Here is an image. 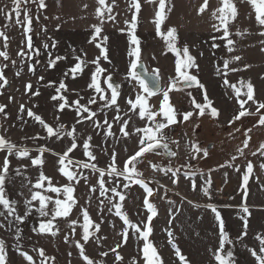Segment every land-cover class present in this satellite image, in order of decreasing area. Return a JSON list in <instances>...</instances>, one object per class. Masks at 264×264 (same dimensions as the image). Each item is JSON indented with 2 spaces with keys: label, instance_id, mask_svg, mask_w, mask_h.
I'll return each mask as SVG.
<instances>
[{
  "label": "rangeland",
  "instance_id": "374dc122",
  "mask_svg": "<svg viewBox=\"0 0 264 264\" xmlns=\"http://www.w3.org/2000/svg\"><path fill=\"white\" fill-rule=\"evenodd\" d=\"M233 2L238 14L236 19L231 21L233 35L230 38L235 41V50L231 53L225 47L226 41L213 39L222 35V30L217 32L213 29L212 25H218L219 22L211 17V10L219 6V0H210V8L200 15L197 14V10L203 0H166L167 19L161 25L162 34H166L169 28L176 29L178 37L176 47L181 49V58L185 46L189 54L195 58L198 69L191 68L188 72L197 76L207 90L213 106L219 110V116L212 118L208 111L204 116L196 115L198 110H194L192 100L203 103V93L200 88L179 87L181 80L175 72L177 55L168 50L163 35L156 34L153 21L158 3H146L145 0H140L141 11L138 13L136 28V35L141 41L140 58H143L148 70H159L162 89H168L170 83L176 81L169 93L171 105L180 112H194L188 121H183L181 116L176 124L170 126L174 128L173 138L177 143L174 148L169 146L168 150H165L160 147L138 158L136 170L142 174L145 184L152 190L151 196H148L141 185L126 181L123 176L109 177L107 174L113 152L116 153V166L122 170L124 161L140 146L139 136L143 133L136 134L134 130L152 126V122L148 121L147 117L143 119L139 117L138 110L129 111L130 105L127 104L128 99L134 100L137 92L142 91L137 81L127 77L131 58L127 55L128 25L125 20L130 21L134 11V9L129 10V0H115L114 4L112 0H105L106 5H112L111 13L106 12L104 6L99 5L97 0H45L46 7L41 10H37L36 5L29 4L32 24L28 36L31 37L33 49L26 47L27 40L23 35V28L15 24V17L8 21L0 16V31H5L9 37L7 51L10 56L9 60L0 57V68L10 82L8 90L0 88V105L6 106L4 112L0 113V136L12 141L17 147L27 148L32 158L40 155L38 151L40 147L48 149L42 155L44 161L42 165L33 166L27 157L20 159L14 155L9 157L10 170L4 185L5 194L8 199L17 201V214L21 216L25 212L24 201L31 199L32 191H40L42 195L51 197L46 209L49 212L47 217H40L36 211L39 207L38 201H32L31 212L21 223H16L14 217L5 219L0 216V223L5 225L0 228V239L5 241L7 264H28L19 255L18 248L33 256L35 264H40L42 259L36 251L37 248H43L46 256L55 257L54 261L48 260L46 264H84L73 243L74 240L81 239L83 223V217L80 215L81 207L86 208L91 220L100 225L98 232L90 228L95 235L91 236L85 245L86 254L94 260L102 261V264H114L115 254L110 249L121 243L123 246L117 248V252L123 256V264H130L132 257L142 255L143 241L131 236L126 244L123 243L119 233L126 225L114 214L115 208L112 212L108 211L109 200L114 203L120 202L123 205L121 211L125 212L133 223L142 227L141 222L146 221L147 214H150L144 206L146 196L157 211V215L152 220L153 233L149 239L156 247L163 264H179L174 249L168 242V230L173 232L174 242L186 256L189 264H218L209 251L210 248L215 251L219 246V229L214 214L203 207L208 203L216 207L224 221L228 238L232 241L225 244V251L231 249L234 254V264H257L249 249L259 252L256 236L264 234V171L260 168V164L264 163V156L259 152L253 156L252 152L264 142V126L257 123L259 114L245 116L240 121L229 124L232 116L239 111V105L233 90L224 86V80L227 79L237 88L241 87L239 81H250L254 86L255 99L264 101V79H262L264 51H261L264 44L260 43L264 40V36L259 35L262 29L256 22L255 11L251 4L247 0H233ZM10 7V0H0V8L7 10ZM98 7L104 15V20L101 25L102 34L96 38V43L103 47L105 44L102 37L108 38L106 47L111 61L109 63L101 57L100 64L106 72L100 74L99 84L105 90L103 94L109 97L110 92L104 83L106 77L113 76L120 81L119 113L114 106L105 107V102L98 99L100 94L88 87L92 72L95 70V65L91 61L99 52L95 44L89 43L94 33L93 25L101 24V20L96 16ZM109 14L115 19H107ZM5 25L8 27L6 28ZM237 27L241 31L248 29V33L236 36L234 33ZM120 29L125 31L122 32ZM4 43L5 41L0 38V50H4ZM213 43L219 47L213 48ZM45 44L48 45L47 49L44 48ZM53 44L55 47L52 46ZM22 48L28 52V55L17 56V52ZM58 56L63 59L56 60L54 66L49 67V59ZM77 56L87 62L82 63L83 71L77 72L75 77L71 74L65 76V73L77 63ZM233 56L241 57L240 61H233L230 64V68H236L238 71H227L225 76L224 61L231 60ZM12 61H15V64ZM245 64L249 65L246 69L243 67ZM29 66H32L33 71H29ZM217 68L221 71L217 72ZM18 71L19 75L16 74ZM41 77L43 79H40ZM61 80L66 84L67 90L57 93L56 89ZM29 83L31 88L26 91L25 86ZM37 91L39 95H32ZM244 92L246 88H241L242 98H246L243 97ZM54 95H63L71 106L60 111L58 103L63 101L52 100L51 97ZM92 97H96L97 102L89 104L88 101ZM76 100H79L81 105L87 106L90 112H95L93 119L100 127H94L88 120L77 123L80 118L77 115V106L71 103ZM148 100L151 110L158 113L157 119H163L162 115H159L162 93L148 97ZM21 105L24 106L25 111H20ZM246 107L254 112L256 105L249 102ZM27 109L41 116L54 129L60 124L64 125L65 133L75 128L77 147L65 160L68 171L79 173L75 180L69 182L58 170L61 165L57 163L58 154H62L71 145L72 138L67 135L59 139L55 136L49 137L46 130L28 116ZM261 111L264 113V110ZM81 115L88 113L82 112ZM117 115L122 119L131 117L130 124L126 128V131L132 133L131 136L125 137L120 132V124L113 121V117ZM105 120L112 124V135H105ZM249 129H251L248 133L251 137L249 147L244 149V155H240L237 148L242 147L244 133ZM89 136H91L89 151L96 157L95 160H90L84 154L83 143ZM192 144L207 149L208 156L205 157L203 152L197 153L192 150ZM169 152L175 155H169ZM4 155L6 152L0 151V163ZM193 156L196 158L193 159ZM233 156H236L235 160H232ZM68 160L72 163H68ZM249 161L253 165V173L247 184L248 195L245 198L242 196L243 190L240 185ZM83 163L95 164L97 168L104 169L105 187L108 189L116 187L125 196V200L119 201V197L110 191L101 196L97 183L99 173L91 167H81ZM228 164L233 166L229 167ZM153 165H158L159 169L153 168ZM168 168L179 171L173 177L172 173L167 171ZM197 169L199 171H196ZM41 172L51 177L52 186L61 188L59 194L46 190L48 181L43 182V188L34 189L33 186ZM84 177H87V180ZM173 179L177 180V183L173 184ZM208 179L211 180L210 197L204 196L200 191L201 187H209L206 184ZM124 183H128L129 187L124 188ZM193 183L197 185L195 190L192 187ZM63 186L74 188L73 197L76 204L69 217H57L53 220V231L59 229L56 236L33 231L41 222H47L52 218L55 200L65 199ZM90 186H95L96 190L89 191ZM101 201L103 205L100 204ZM189 201L192 203L190 204ZM241 205H246L250 211V215L246 217L247 235L242 239L240 237L244 231V220L241 218L243 215ZM177 209L179 211H176ZM0 211H3L2 206ZM10 220L13 221L11 227H9ZM70 220L78 221L74 225L75 234L68 226ZM169 220L172 223H169ZM17 230L20 233L19 240L16 238ZM66 235L67 242L64 239ZM98 237L99 243L96 242ZM101 252H107L108 255L101 256ZM140 264L143 262L141 261Z\"/></svg>",
  "mask_w": 264,
  "mask_h": 264
},
{
  "label": "snow or ice",
  "instance_id": "6c2138e0",
  "mask_svg": "<svg viewBox=\"0 0 264 264\" xmlns=\"http://www.w3.org/2000/svg\"><path fill=\"white\" fill-rule=\"evenodd\" d=\"M11 7L6 10V8H0V16L4 17L5 20L11 21L13 19V16L15 17V24L23 28V35L26 37L27 44L26 47L28 49H33V44L31 41V37L28 36V33L31 31V24H32V15L29 10L28 5L34 4L36 5L37 10L44 9L46 7L45 0H10ZM98 4L101 6H104L105 11L108 13L112 12V5L105 4V0H97ZM146 3H158V8L155 11L154 16V25L156 29V34L158 36L163 35V39L166 42V47L168 50L172 51L177 55L176 60V66H175V72L177 74V77L182 80L187 86L192 87L196 86L202 90L203 93V103L197 102L195 99L192 100V104L194 105V110L196 111V115L198 116H204L206 114V111H208V114L212 118H216L219 116V110L213 106V102L209 99L207 90L205 89L204 85L200 83L199 79L196 75H192L188 72V69L191 68H197L198 65L195 63V58L189 54V50L187 46H185L182 50L183 58L180 57L181 49L176 47L177 43V35H176V29L175 28H169L166 32V34H162L161 32V25L164 23V21L167 19L166 15V0H145ZM249 4H251L252 8L255 11V19L259 26H261V31L259 32V35L264 36V0H247ZM112 3H115V0H112ZM86 7V6H85ZM210 8V0H203V3L200 5V7L197 10V14L200 15L204 13L206 10ZM134 9L131 15V20H125V23L128 25L127 29V39H128V48H127V55L131 59L129 60V68L127 77L131 78V80L137 81L139 84V88L142 91L137 92L135 99H128L127 104L130 105L129 111L136 112L138 110V115L141 119L147 117L148 121L152 122V126L148 127L145 126L144 128H136L134 131L136 134L143 133V135L139 136V148L137 151H135L134 154L130 155L127 160L124 161V167L122 170L118 169L116 166V153L113 152L111 161L109 164L108 169V176H123L126 181H131L133 183H137L141 185V187L144 188L145 192H147L148 196L152 195V190L147 187L145 184L142 174L136 170V162L138 158L142 157L145 153L148 152H154L156 149L163 147L165 150H168V143L163 141L166 140V133L165 129H168L171 125H174L178 122V118L182 116L183 121H188L194 114L193 111H185L180 112L178 109H175L170 104V97L169 93L172 91L173 87L176 84V81L173 80L168 89H162L160 86V77H159V70H155L150 75L153 76L154 80V86L153 88H149L148 85L145 83V81L140 77L139 73L135 71V69L138 66V63L140 61L141 57V41L139 37L136 35V28L138 24V13L141 11V3L140 0H129V10L131 11ZM23 13V19H21V14ZM237 8L233 2V0H219V6L215 9L211 10V17L213 20L218 21L217 24H213L212 27L215 31L220 32L222 30V35L219 37H213V39H221L226 41L225 47L227 48V51L229 53L233 52L235 41L231 39L230 37L233 35V32L231 31V21L235 20L237 17ZM96 16L101 20V24L93 25L94 33L92 38L89 40V43L95 44V46L99 49L98 55L94 60L91 61L92 64L95 65V70L92 72L91 75V82L88 84L89 88H92L95 90L96 93H99L98 99L100 101L105 102V107L114 106L117 110V113H119V104H118V97L120 96V90L119 86H113L111 83H109L108 79L104 80V83L108 85V89L111 90L110 96L106 97L104 93V89L100 87L99 84V76L101 73L106 72V69L101 67L100 59L101 57L103 60L109 61L108 56V49L106 47L108 38L106 36H103L102 39L104 41L105 46H101L100 44L96 43V38L98 36H101L102 34V23L104 20V15L101 12V9L98 7L96 9ZM47 19V17H45ZM107 19L114 20L115 17L111 14L107 16ZM7 28L8 25H5ZM59 27V25H57ZM120 31H125V29H120ZM246 33H248V29H244L241 31L238 27L235 29V35L236 36H243ZM0 38H2L5 43L3 45L4 50H0V57H3L4 60H9L10 56L7 51L9 37L7 36L5 31H0ZM261 44H264V40L260 41ZM55 47V44L52 45ZM213 48L219 47V45L213 43ZM44 48L47 49L48 45L45 44ZM261 51H264V48H261ZM39 53L37 52V55ZM25 55H28V52L25 51L24 48L20 49V51L17 52V56L23 57ZM63 59V57H55V59H49L48 66L52 67L54 66L56 60ZM77 63L72 67L68 73H65V76L71 74L73 77H75L77 72H82V63H87L85 61H82L79 56L76 57ZM240 56H233L231 57V60H225L223 64V69L226 70L224 72V75H227V71L236 72L238 69L236 68H230V64L233 61H240ZM13 64H15V61H12ZM38 63V61H37ZM6 67V66H5ZM245 69L249 67V65L245 64L243 66ZM29 71H33L32 66H29ZM221 69L217 68V72H220ZM19 75V71L16 73ZM40 79H43L41 77ZM264 79V77H262ZM0 81L3 83H0V88L4 86V84H7L8 81L6 77L3 74V69L0 68ZM51 83V82H50ZM241 87L237 88L236 85L230 84L227 79L224 80V86L230 87L235 96L237 97V104L239 105V111L232 116V118L229 120V124H233L236 121H240L242 117L245 116H256L259 114V118L257 123L260 126H264V113H262L261 110H264V101H257L255 99L254 94V86L250 81L245 82L243 80L239 81ZM26 91L31 88V84H27L25 86ZM241 88H246V92L241 93ZM61 90H67L66 84L61 80L59 87L56 89L57 93H60ZM160 92L162 93V100L160 102L159 107V115H162L163 119H157L158 113L157 111L151 110V106L149 104L148 97L153 96L155 93ZM146 94V95H145ZM32 95H39V92H33ZM190 95V94H189ZM11 99V98H10ZM54 101H63L58 103V108L60 111H63L66 107H70V103L66 100V98L63 95H54L51 97ZM89 104H94L97 102L96 97H92L89 99ZM251 102L252 104L256 105L255 111H250L246 105ZM72 104H75L77 115L80 117L77 120V123H82L85 120L91 121L94 125V127H100L98 123L93 119L95 117V112H90L88 107L85 105H81L79 100L72 101ZM5 105H0V113L4 112ZM20 111H25V108L23 105L20 106ZM88 113V115H81V113ZM27 114L29 117H32L36 122H38L47 132L49 137L55 136L57 139H59L63 135H67L68 137L72 138L71 145L63 151L62 154L59 155V160L57 161L58 164L61 165V167L58 169L62 175H64L69 182L76 179L77 175L79 173H75L73 171H68L67 167L65 165V160L68 158V154L73 151L77 147L76 143V137H75V128H73L72 131L64 132V125L60 124L55 127V129L47 124L43 118L37 114H35L31 109H27ZM131 117L128 119H122L119 115L113 117V121L115 123L120 124V132L125 137H129L132 135V133L126 131V128L130 124ZM105 125V135H112L111 132L112 124L109 123L107 120L104 121ZM236 131H240L239 129H236ZM249 132H251V129L248 130V132L244 133V139L242 140V147L237 148V152L240 155H244V149H247L249 147V141L251 137L249 136ZM35 139V138H33ZM91 140V136L87 137L83 143V149L84 154L89 157L90 160H95L96 157L93 155L92 152L89 151L90 144L89 141ZM175 143V141H173ZM192 150L195 152H203V155L206 157L208 156V150L207 149H201L197 147L195 144L191 145ZM0 151H5L6 155H4L2 163H0V206H2L3 211H0V216H3L5 219H8V217H14V221L16 223H21L24 221L25 216L29 215L32 209V201H38L39 207L36 209V211L39 213L40 217H47L49 215V212L46 210L48 207V202L51 200V197L42 195L40 191H32L31 193V199L24 201L25 206V212L24 215H18L16 204L17 201L10 200L7 198L5 194V181L7 173L10 170V156H16L18 159L20 158H29L31 160V164L33 166L36 165H42L44 163L42 159V155L45 151H48V149H45L44 147H40L38 149L40 155L36 156L35 158H32L29 156V150L27 148L17 147L16 144H14L12 141L6 139L3 136H0ZM257 152L260 153L261 156H264V142H261L259 147L256 149V151L252 152V155L255 156ZM169 155H175V153L169 152ZM196 157L193 156V159ZM236 156L232 157V160H235ZM68 163H72L71 160H68ZM131 165V167H129ZM83 168H89L91 167L94 171L99 173V179L97 180V183L99 185V192L101 196H104L106 192L110 191L113 195L119 197V201H124L125 196L117 190L116 187H112L110 189L105 187V180L103 177L105 176V170L99 169L96 167L95 164H89V163H83L80 165ZM229 167H232L233 165L228 164ZM223 167V165L221 166ZM153 168L159 169L158 165H153ZM260 168L262 171H264V163L260 164ZM239 171V169H237ZM168 172L172 173V176L175 177L177 175V172L179 169H176L175 171L172 168L167 169ZM196 171H199L197 169ZM253 173V165L249 161L246 165V171L242 175V183L240 185L242 191V196L247 197L248 191H247V184L250 178V175ZM194 174V173H192ZM135 177V179H133ZM85 180H87V177H84ZM45 181H48V189L51 192L59 194L61 192V188L52 186L51 184V177L46 176L43 172L40 173V175L37 178L36 183L34 184V189H41L44 187ZM78 182V181H77ZM172 183H177V180L173 179ZM206 184L209 185V187H201L200 191L203 193L204 196L210 197V186H211V180H206ZM124 188H128L129 184L124 183ZM193 190L197 188V185L195 183L192 184ZM95 186H90L89 191H95ZM74 188L72 186H63V193L65 195V199L61 200L57 198L55 200V207L52 210V218L47 220V222H41L39 224L38 228H34L33 231H37L41 234L44 233H50L52 236H56L59 229L56 231H53L54 225L53 220H55L57 217H69L70 212L72 211L73 206L76 204V201L73 197ZM71 201V203H69ZM90 202V201H89ZM169 203H172L169 201ZM191 204L192 201H189ZM101 205H103V201L100 202ZM110 207L108 208L109 212H112V209L115 208V215L120 217V219L124 222L126 227L122 229V231L119 233V235L122 237L123 243H127V241L130 239L131 236H135L137 240H142L143 245L141 248L142 255H137L132 257L130 264H140L142 261L143 264H163L161 256L159 255L156 247L152 243V241L149 239L150 235L153 233V227L151 226L153 217L157 215V211L155 206L148 201L147 196L144 198V206L147 208L148 213L146 221H142V227L138 225L137 223H133L127 216L125 212H122L121 209L123 205L120 202H113L112 200H109ZM206 209H209L214 214V220L218 224L219 229V246L218 248L213 251L211 248L209 249L210 252H212L213 259L218 262V264H234V254L231 251V249H228L225 251V244L226 243H232V241L229 240L228 234L225 230L224 221L221 218L220 212L216 209V207L211 204H205L203 205ZM103 209L101 208V211ZM176 211H179L177 209ZM241 212L242 216L241 218L244 220V231L241 234L240 239L243 238V236L247 235V219L246 217L250 215L249 208L246 205H241ZM80 215L83 217V223L81 224L82 228V234L80 240H74L73 243L75 244V247L79 251L80 258L84 262V264H102V261L100 260H94L93 258L89 257L86 254V248L85 245L89 242V238L93 235H95V232H98L100 229L99 224H95L94 221L91 220L89 212L86 208L81 207ZM77 220H70L69 221V228L72 229V233L75 234V227L74 225L77 224ZM13 221H9V227H11ZM169 223H172L171 220H169ZM5 227L3 223H0V228ZM90 228H94L95 232L90 231ZM131 230V232L129 231ZM173 232L171 230H168V237H169V244L174 249V254L179 260V264H189V261L187 260L186 256L182 254L179 247L176 245L173 239ZM16 238L19 240L20 233L19 230H17ZM65 241H68V236L66 235L64 237ZM256 240L259 242V252H257L254 249H249V252L253 257H255L257 264H264V234H258L256 236ZM97 243L100 242V238H97ZM123 245L121 243H118L115 248H111L110 251L115 254V261L114 264H123V256L117 252V248L122 247ZM19 252V255L23 257L25 261L28 262V264H35V260L33 256L29 255L27 252L17 249ZM39 257H41L40 264H46L48 260H55V257H48L46 256V253L43 248H37L36 249ZM71 255V253H69ZM101 256H107V252H101ZM0 264H7V255L5 251V241L3 239H0Z\"/></svg>",
  "mask_w": 264,
  "mask_h": 264
},
{
  "label": "water",
  "instance_id": "95a60500",
  "mask_svg": "<svg viewBox=\"0 0 264 264\" xmlns=\"http://www.w3.org/2000/svg\"><path fill=\"white\" fill-rule=\"evenodd\" d=\"M136 72L139 73L140 77L145 81V83L148 85L149 88H153L154 86V80H153V76L150 75L151 73H153L154 71H150L148 70V68L146 67L143 58H140V61L138 63L137 68L135 69ZM159 74V73H158ZM160 77V86L161 88H163V84H162V77L159 74ZM106 79H108L109 83H111L113 86H119V90L121 88V84L120 81L113 77V76H108L106 77ZM106 88L108 89V85L105 84ZM182 86H187V84H183ZM189 87V86H187ZM194 87V86H192ZM10 88V82L8 81L7 84H4L3 89L8 90ZM109 92H111L110 89H108ZM160 92L155 93L154 95L158 94Z\"/></svg>",
  "mask_w": 264,
  "mask_h": 264
},
{
  "label": "built area",
  "instance_id": "2783aa9c",
  "mask_svg": "<svg viewBox=\"0 0 264 264\" xmlns=\"http://www.w3.org/2000/svg\"><path fill=\"white\" fill-rule=\"evenodd\" d=\"M164 131L166 133V140L163 141L162 143L167 142L168 146H171L172 148H174L175 145L177 144L176 142L175 143L173 142L174 141V138H173V136H174V128L171 127V128H168V129H166Z\"/></svg>",
  "mask_w": 264,
  "mask_h": 264
},
{
  "label": "flooded vegetation",
  "instance_id": "af4514ba",
  "mask_svg": "<svg viewBox=\"0 0 264 264\" xmlns=\"http://www.w3.org/2000/svg\"><path fill=\"white\" fill-rule=\"evenodd\" d=\"M183 84H185L182 80L179 82V87L180 88H185V87H187V86H182Z\"/></svg>",
  "mask_w": 264,
  "mask_h": 264
},
{
  "label": "trees",
  "instance_id": "16d2710c",
  "mask_svg": "<svg viewBox=\"0 0 264 264\" xmlns=\"http://www.w3.org/2000/svg\"><path fill=\"white\" fill-rule=\"evenodd\" d=\"M171 104V103H170ZM150 187H152L151 185H150Z\"/></svg>",
  "mask_w": 264,
  "mask_h": 264
}]
</instances>
